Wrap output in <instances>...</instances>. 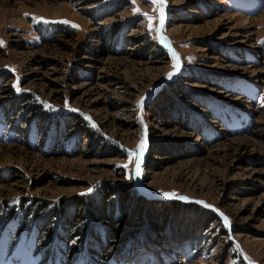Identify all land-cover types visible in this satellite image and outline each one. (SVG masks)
Wrapping results in <instances>:
<instances>
[{
	"label": "rangeland",
	"instance_id": "374dc122",
	"mask_svg": "<svg viewBox=\"0 0 264 264\" xmlns=\"http://www.w3.org/2000/svg\"><path fill=\"white\" fill-rule=\"evenodd\" d=\"M165 6L162 31L178 68L160 41V6L148 0H0V264H84L46 254L48 239L36 246L35 238L49 229L66 236L75 216L95 219L90 204L105 202L106 188L114 200L124 191L155 204L188 198L179 203L212 210L221 225L204 230L200 243L183 242L200 215L173 212L177 225L155 218L159 204L141 213L126 205L136 238L118 256L103 254L105 230L93 224L88 248L96 264H264V0ZM165 94L168 112L152 114ZM143 107L149 146L164 154L146 149L137 183ZM41 112L61 124L79 117L104 146L91 148L73 130L64 141L54 125L35 133ZM113 206L106 213L121 220ZM30 208L41 212L28 216Z\"/></svg>",
	"mask_w": 264,
	"mask_h": 264
},
{
	"label": "trees",
	"instance_id": "16d2710c",
	"mask_svg": "<svg viewBox=\"0 0 264 264\" xmlns=\"http://www.w3.org/2000/svg\"><path fill=\"white\" fill-rule=\"evenodd\" d=\"M158 46H159V44H158ZM159 48H161V47L159 46ZM161 49L164 51V53H166V54L168 53L163 48H161ZM163 51H162V53H163ZM176 97L181 99L182 93H179V95H177ZM171 100L172 99H171L170 94L163 95L159 100H157V102H154V104H152L153 108L151 109V113L154 115L160 114V113H164V114L167 113L168 109L166 110L165 105L166 104L169 105ZM181 100L184 101V98ZM203 105L208 110H210V108L207 106V104L204 103ZM196 107H199V106L197 105ZM42 112L40 114L41 117L39 118L38 123H37L39 126H36L35 133H40L42 135V132L44 129H46V128L48 129V127L54 125L55 131L66 133L64 135L65 136L64 141L69 138L70 130H73L71 135H75L77 133V135L81 139H87V141H89V145L91 148L93 146L96 148V150H99L100 147L104 146V144H103L104 139L102 138V136L98 133L93 132L91 129H89L88 126L86 125V123L81 121L79 119V117L70 118L67 120V122L61 124L60 121H57V120L54 123L51 119L47 118L46 115L43 114ZM37 113H39V112H37ZM177 118H180V117L177 116ZM197 118H199V117L197 116ZM180 119H182V118H180ZM64 141H60L58 143V145H61L62 143H67ZM73 144H75V142H73ZM77 147H78V144H77ZM149 147H150V154H156V153L157 154H160V153L164 154V152L157 150V147H156V145L154 146V144L149 146ZM96 150H94L95 155L97 154ZM261 160L264 162V158H261ZM146 164H148V163H146ZM146 164L144 165L145 167L147 166ZM107 191H109V188H106V192L104 193V195L106 196L105 202H100V204H97V205L94 202H92V204H90L91 209H93L92 214L95 217V219L92 218V219L84 221L81 219L82 216L81 217L75 216V217H73L72 220L69 219L70 221L67 222L68 232L66 231V236L60 235L61 232H59V234H57L58 235L57 236L50 229H49L48 233H46L47 230H45V232L44 231L41 232L39 230L38 233L40 232L42 236L38 235L35 238V245L39 246V243H41L42 241H45V239L46 240L48 239V241H49L48 245L49 246L48 245L45 246L46 247V249H45L46 254L48 252L54 253L58 256V259L63 258L62 261L64 260V262L67 260L68 257H72L74 259H76L78 257V260L80 263L90 264L89 260H91V262H92L91 264H96V262L94 260L92 261L93 256L91 254V250L93 251L94 249L91 246H89V248H88V243L91 241L89 237L90 236L93 237L92 236L94 234L92 232L94 230L93 226L96 225V226H98V228H97L98 231H99V228H102L103 230H105V231H101L98 233L100 237L102 235L101 233L105 234V238H104L105 241L101 242V247H99L100 250L101 251L103 249L105 250V251H103V254H105L107 251L114 250L116 255L118 256V254H119L118 251H121L122 249L125 248V246H124L125 242H127L130 239V237L133 236L134 234H135L134 238H136V235L138 234L136 232H137L139 225L138 224L129 225L130 222H134L133 218L135 217L134 216L135 214L132 210H130L129 212H126V210H124V207L126 205H128V206L129 205H132V206L135 205V207L141 213V211L143 210V206L147 205L150 207L151 210H153V208L156 207L157 204H159L160 206H162V210H160L158 207L154 210L156 213L155 218L158 219L160 217V218H166L167 219V217H168L169 221H170V219L172 221L173 220L172 218H174L175 223L177 225H178L177 215L174 214L173 212H179L182 210L185 211L187 209L188 212H190V213L200 215L201 216L200 220L194 221L192 223V226H189L190 231L193 233L190 234L189 231L187 230L188 232L186 231L184 234H181V237H182L181 239L183 242L190 241V238H193L190 243H193V242L200 243L202 241L201 236H202V233L204 232V230H206L207 228L209 229L210 226L214 223H219V225H221V219L218 215H216L215 212H213L212 210L205 209L201 206L199 207V205H196V204L184 205L183 203H179V201L175 202L176 200H174L173 202L171 201L170 203L159 202V201L156 204L153 202L149 203V201L146 198L140 196L139 194L132 195L130 191L129 192L124 191L122 195L118 196L114 200L113 198H111L114 195H111V194L109 195ZM109 196H110V198H109ZM108 203H111V205H114L112 208H110L111 210H113V209L115 210L116 207H117V209H120V208L122 209L121 210V216H120L121 220H116V219L113 220L112 215H111L112 212H110V214L106 213ZM34 206L35 205H32V207H34ZM81 207H83V204H80V208ZM27 210L28 211H26V213L28 214V216L30 214L33 215L35 212L37 213L38 210H39V212H41V209L37 210L35 208L34 209L30 208ZM78 211H79V213H78ZM78 211H77V214H79L78 216H80L81 210H78ZM172 214H174V215H172ZM46 215H48V214H44V216H46ZM49 216L51 217V215H49ZM89 217H91V216L89 215ZM40 218H42V216H40ZM74 219H75V221H74ZM174 220H173V222H174ZM73 221L74 222L77 221L78 223H75V225H73ZM175 223H173V224L176 225ZM34 225H35V223H34ZM126 225H129V226H126ZM152 232H154V230ZM159 232L162 234L161 229L159 230ZM145 235L148 237L147 234H145ZM159 238H163V237L159 235ZM56 239L58 241L64 242V245L62 248H59L58 241H56ZM150 239H152V238H150ZM146 241H148V243L155 244V242L152 240H146ZM167 242H165V243H167ZM138 243H140V242H138ZM176 243H179V242H176ZM205 243H206V241L203 242V245H205ZM140 245H142V244H140ZM155 245L157 247L159 246L157 244H155ZM135 246L136 245H133L132 247H134V249H137V247H135ZM181 246L183 247V243L181 244ZM189 249L191 250L190 247H189ZM83 251H85V252H83ZM89 252L91 255H89ZM132 253L133 252H130L127 255H130ZM103 254H102V256H103ZM123 254L124 253H121V255H123ZM98 257H100V256H98ZM111 259L113 260L114 258H111ZM96 261L99 264H103L101 262L102 261L101 259H96Z\"/></svg>",
	"mask_w": 264,
	"mask_h": 264
},
{
	"label": "snow or ice",
	"instance_id": "6c2138e0",
	"mask_svg": "<svg viewBox=\"0 0 264 264\" xmlns=\"http://www.w3.org/2000/svg\"><path fill=\"white\" fill-rule=\"evenodd\" d=\"M148 2L151 5H159L160 6V22H161V27H163V22H164L163 7L165 5L166 0H148ZM134 11L138 12L139 9H134ZM25 15L27 16L28 14L26 13ZM144 15H145V18L149 21V30H151L152 29V17L147 16V14H144ZM32 19L35 20L36 18L33 17ZM44 22L47 23V21H44ZM63 23H67V21H64ZM72 26L73 27H78L77 25H72ZM2 45H3V42L0 41V46H2ZM173 67L174 68H178L179 67V64L178 63L177 64H174ZM174 74L175 73H169V77L168 78L170 79L172 77V75H174ZM142 106H143V100H141V107ZM73 111H75V109H73ZM86 119H89V118L86 117ZM93 126H95V125H93ZM145 147H146V142L142 140L141 141V144L139 145L140 155L141 156L143 155V150H144ZM139 169H140V162H139V159H138V163H137V175L140 174ZM89 192H91V189H89ZM82 195H83V193H82ZM164 195L167 198H173V197L176 196L175 193H165ZM184 199H187V198H184ZM197 203H203V202L197 201ZM204 206L205 207H211L210 205H207V204H205ZM220 215L223 217L224 222L227 225L229 223L228 217L227 216H224L223 213H220Z\"/></svg>",
	"mask_w": 264,
	"mask_h": 264
},
{
	"label": "bare ground",
	"instance_id": "6f19581e",
	"mask_svg": "<svg viewBox=\"0 0 264 264\" xmlns=\"http://www.w3.org/2000/svg\"><path fill=\"white\" fill-rule=\"evenodd\" d=\"M166 8V6L164 5V7H163V13H164V22H163V27L165 26V24H166V21H167V14H166V12H167V9H165ZM160 26H161V22H160ZM162 27V28H163ZM169 38V37H168ZM171 43V42H170ZM173 47V46H172ZM174 62V61H173ZM180 63L181 61H179V58H178V56L176 57V60H175V64H177V63ZM181 66V65H180ZM178 71H179V69H175L172 73H175L174 75H172V77H171V80H173V78L174 77H177L176 75H177V73H178ZM156 89V88H155ZM154 89V90H155ZM153 91V90H152ZM143 114H144V111H143ZM146 122V121H145ZM142 124H143V121H142ZM145 129L146 128H144L142 125H141V130H140V133L142 134V140L143 141H145L146 142V147L144 148V150H143V155L141 156H139V162H140V168H141V166H142V164L143 163H145L144 162V157L146 156V149H148V145H150V143H149V140H150V136H149V133H148V130H147V132L145 133ZM141 140V141H142ZM147 157V156H146ZM141 173H142V171H141ZM135 176H136V181H137V183H140L141 181H142V175L141 174H139V175H137V173H135ZM138 178V179H137ZM184 199V198H183ZM186 200H188V198L186 199Z\"/></svg>",
	"mask_w": 264,
	"mask_h": 264
},
{
	"label": "water",
	"instance_id": "95a60500",
	"mask_svg": "<svg viewBox=\"0 0 264 264\" xmlns=\"http://www.w3.org/2000/svg\"><path fill=\"white\" fill-rule=\"evenodd\" d=\"M165 9H166V8H165ZM166 14H167V12H166ZM158 34H160V41H161V44H162L165 48H168V50L171 52V55H172L173 61L175 62L176 57H177V54H176L174 48H172V45L170 44V40H169L168 36H166L165 34H163L162 27H161L160 25H159V27H158ZM153 90H154V89H153ZM143 109H144V107L141 109V112H140L141 119H142V121H143V124H142V122H141V124H142V126H143L144 128H146V122H145V119H144ZM146 132H147V128L145 129V133H146ZM148 146H149V145H148ZM147 154H148V151H146V156H147ZM146 156L144 157V162H145V160H146ZM143 164H144V163H143ZM143 164H142V166H143ZM142 166H141V168L139 169L140 174H141ZM174 200H177V201H189V200H186V199L183 200V198H176V199H174Z\"/></svg>",
	"mask_w": 264,
	"mask_h": 264
}]
</instances>
